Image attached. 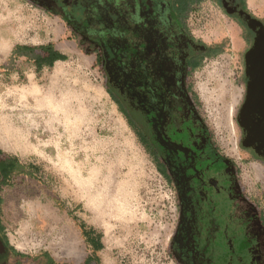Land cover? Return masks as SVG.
I'll return each mask as SVG.
<instances>
[{
    "label": "rangeland",
    "instance_id": "1",
    "mask_svg": "<svg viewBox=\"0 0 264 264\" xmlns=\"http://www.w3.org/2000/svg\"><path fill=\"white\" fill-rule=\"evenodd\" d=\"M200 2L188 27L207 42L226 36L224 57L231 58L240 32L233 17L220 0ZM247 4L264 14V0ZM0 25L14 36L0 55V149L24 166L0 187L1 230L10 244L30 255L47 251L66 264H81L88 255L98 264H178L169 251L176 190L108 91L95 54L61 16L32 0H0ZM49 42L67 60L38 71L33 59L12 57L17 45ZM224 62H204L193 86L216 140L234 154L242 88L231 71L237 66L230 70ZM235 155L264 209L259 168Z\"/></svg>",
    "mask_w": 264,
    "mask_h": 264
},
{
    "label": "flooded vegetation",
    "instance_id": "2",
    "mask_svg": "<svg viewBox=\"0 0 264 264\" xmlns=\"http://www.w3.org/2000/svg\"><path fill=\"white\" fill-rule=\"evenodd\" d=\"M32 1L61 16L86 51L104 58L109 85L154 143L178 199L173 249L180 263L264 264V209L254 206L260 202L234 156L255 163L257 182L264 181V106L246 105L248 71L264 70L247 62L264 14L253 12L247 0H220L244 42L228 61L226 36L207 42L186 23L200 0H193L181 18L173 0ZM214 58L225 60L230 70L237 66L231 71L242 88L234 114V154L212 135L193 86L194 73ZM11 259L0 229V264H13Z\"/></svg>",
    "mask_w": 264,
    "mask_h": 264
},
{
    "label": "trees",
    "instance_id": "3",
    "mask_svg": "<svg viewBox=\"0 0 264 264\" xmlns=\"http://www.w3.org/2000/svg\"><path fill=\"white\" fill-rule=\"evenodd\" d=\"M173 1L179 3L178 6L175 7V12H176V16L181 18L185 16L184 14H187L189 4L193 0H173ZM17 56H27L30 59H33L34 62L36 63V67L38 71L41 70L44 66H53L55 62L60 60H67L68 58V56L65 53L56 49L52 42H49L47 44H37V45H17L12 51V57L15 58ZM96 59H97V63L102 67L103 72L107 74L104 65L105 63L104 58L99 55ZM106 87L110 92V94L119 103L122 112L128 117L130 124L138 132L140 140L154 154L157 160L158 169L171 182V178L169 177L165 165L162 162H160L159 159L157 158V152L153 145L154 143L151 142L149 135L140 128L138 121L131 113V111L128 109V106L124 104L123 102L124 100L119 96L118 94L119 91L111 87L109 83L106 84ZM195 94L197 95L196 91ZM198 106H199V101H198ZM15 168H20L21 170H23L24 166L16 157L0 149V187L3 186V184H5L6 180L10 177L11 173ZM1 204H2V199L0 198V206ZM253 204L257 208V210L263 212V208L261 204L259 205L258 203L255 202ZM0 229H1V224H0ZM3 237L8 245L9 250L11 251L12 254L11 260L13 261V264H66V263L57 262L47 251H43L42 253L37 255H30L24 253L10 244L5 234H3ZM174 241H175V235L171 239L169 251L172 257L180 263L181 261L179 260L173 249ZM94 261H96V263L98 264V261L92 255H88L87 258L84 260V262H82L81 264H91ZM11 263L12 262L10 261L9 264Z\"/></svg>",
    "mask_w": 264,
    "mask_h": 264
},
{
    "label": "water",
    "instance_id": "4",
    "mask_svg": "<svg viewBox=\"0 0 264 264\" xmlns=\"http://www.w3.org/2000/svg\"><path fill=\"white\" fill-rule=\"evenodd\" d=\"M247 62L253 66L264 67V27L257 32L254 45L249 49ZM251 82L248 88L246 105L256 101L264 106V70L248 71Z\"/></svg>",
    "mask_w": 264,
    "mask_h": 264
},
{
    "label": "bare ground",
    "instance_id": "5",
    "mask_svg": "<svg viewBox=\"0 0 264 264\" xmlns=\"http://www.w3.org/2000/svg\"><path fill=\"white\" fill-rule=\"evenodd\" d=\"M1 26V25H0ZM13 27V26H12ZM23 29L24 28H22V31H23ZM20 32V31H19ZM16 33V32H15ZM234 33V32H233ZM17 34V33H16ZM236 34V33H235ZM234 35V34H233ZM7 36H9V37H14L13 35H10V34H6V35H4L2 32H0V39H1V41H0V55H4V53L6 52V45H7V42H6V38H7ZM16 36H18V35H15V37ZM233 41H234V44L235 45H237V44H239V39L237 38V36L236 37H234V39H233ZM256 103V102H255ZM46 222V221H45ZM47 223V222H46ZM54 225H55V223H54ZM56 226V225H55ZM54 227V226H53ZM52 227V228H53ZM53 230V229H52ZM74 231V230H73ZM48 234V233H47ZM58 234V233H57ZM44 236V235H43ZM58 238H60V237H58ZM66 238V237H65ZM61 243V242H60ZM56 246V245H55ZM59 248V247H58Z\"/></svg>",
    "mask_w": 264,
    "mask_h": 264
},
{
    "label": "crops",
    "instance_id": "6",
    "mask_svg": "<svg viewBox=\"0 0 264 264\" xmlns=\"http://www.w3.org/2000/svg\"><path fill=\"white\" fill-rule=\"evenodd\" d=\"M243 44H244V42H243V39H240L239 38V47H238V49H240L241 48V46H243ZM232 47H233V45H232ZM61 61V60H60ZM56 63V62H55ZM13 245V244H12ZM14 247H15V245H13ZM16 249H18L17 247H15ZM19 250V249H18Z\"/></svg>",
    "mask_w": 264,
    "mask_h": 264
}]
</instances>
